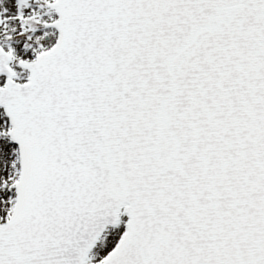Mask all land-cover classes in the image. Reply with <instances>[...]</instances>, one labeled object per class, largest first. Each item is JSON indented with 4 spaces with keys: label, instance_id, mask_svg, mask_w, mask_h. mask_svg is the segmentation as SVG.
Segmentation results:
<instances>
[{
    "label": "snow or ice",
    "instance_id": "6c2138e0",
    "mask_svg": "<svg viewBox=\"0 0 264 264\" xmlns=\"http://www.w3.org/2000/svg\"><path fill=\"white\" fill-rule=\"evenodd\" d=\"M0 264H264V0H0Z\"/></svg>",
    "mask_w": 264,
    "mask_h": 264
}]
</instances>
